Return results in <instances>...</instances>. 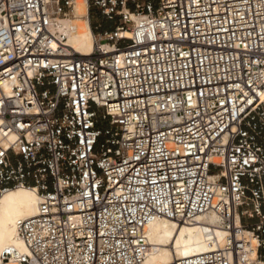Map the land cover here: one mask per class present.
Returning a JSON list of instances; mask_svg holds the SVG:
<instances>
[{"label": "built area", "instance_id": "1", "mask_svg": "<svg viewBox=\"0 0 264 264\" xmlns=\"http://www.w3.org/2000/svg\"><path fill=\"white\" fill-rule=\"evenodd\" d=\"M0 0V199H39L1 264H146L147 230L215 213L170 264H264V0Z\"/></svg>", "mask_w": 264, "mask_h": 264}, {"label": "bare ground", "instance_id": "2", "mask_svg": "<svg viewBox=\"0 0 264 264\" xmlns=\"http://www.w3.org/2000/svg\"><path fill=\"white\" fill-rule=\"evenodd\" d=\"M76 15L77 33L70 39L69 45L81 55L89 56L94 50V35L86 18L85 0L78 1ZM38 205L37 193L28 189L11 191L0 199V256L8 247L25 250L17 235V224L35 217ZM147 237L149 250L146 264H170L211 253L228 240L215 213L202 215L191 224H177L170 220L154 222L147 230Z\"/></svg>", "mask_w": 264, "mask_h": 264}]
</instances>
